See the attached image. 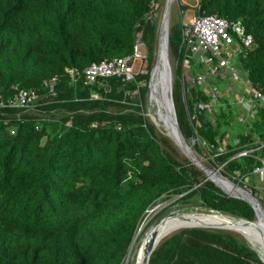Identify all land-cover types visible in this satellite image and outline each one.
<instances>
[{
  "label": "trees",
  "instance_id": "1",
  "mask_svg": "<svg viewBox=\"0 0 264 264\" xmlns=\"http://www.w3.org/2000/svg\"><path fill=\"white\" fill-rule=\"evenodd\" d=\"M152 1L0 0V96L7 98L15 86L42 94L41 114L23 112L19 120L18 110L0 109V264H125L147 211L174 196L183 204L256 219L248 202L204 181L203 170L181 159L148 115L158 44V24L146 19ZM199 12L244 21L255 40L240 66L264 94V0H201ZM139 31L147 49L145 72L130 81L112 76L93 84L82 74L72 84L67 67L83 71L130 55ZM182 39V28L171 27L175 59L181 58ZM196 70L204 72L200 65ZM55 76L57 94L46 97L44 84ZM216 78L209 75L208 87L186 81L194 126L188 113L184 118L178 111L176 92L182 95V89L174 80L181 130L189 143L197 136V153L241 186L252 185L256 195L250 177L262 165L264 104L254 117L241 119L243 110L234 109L241 105L230 96L212 103ZM200 102L208 107L200 111ZM149 264L264 262L233 231L191 227L162 241Z\"/></svg>",
  "mask_w": 264,
  "mask_h": 264
},
{
  "label": "built area",
  "instance_id": "2",
  "mask_svg": "<svg viewBox=\"0 0 264 264\" xmlns=\"http://www.w3.org/2000/svg\"><path fill=\"white\" fill-rule=\"evenodd\" d=\"M197 1L196 14L182 25L181 58L177 59L175 67L177 70L181 62L179 82L189 120L194 126L193 117L187 106L186 81L192 80L195 83L208 87L207 76L214 75L221 80V75L225 70L229 71L228 76L236 81L238 87L240 81L245 87L244 93L236 99L233 98L236 101H232L240 104L242 107L243 114H241L240 118L243 119L244 114L254 117L258 105L264 104V94L253 89L247 73L241 77L240 70L243 72L244 70L240 66V58L248 53L254 44L255 38L253 34L247 31L246 25L241 18L227 19L219 14H201L199 12L201 0ZM159 7V3L153 0L151 10L146 15V19L157 20ZM179 7L180 11L184 13L181 5ZM144 46L142 33L139 31L136 34L132 54L94 62L83 71L76 67H67L66 71L69 73L73 85L77 83L78 77L82 74L86 76V81L89 84L96 83L101 78L106 79L112 76L122 77L126 81L134 80L135 75L138 74L134 71L135 62L138 60L142 63L148 62L147 55L142 50ZM234 60L238 61V63L233 62ZM199 65L204 69V72L196 70ZM57 82V76L45 82L44 86L47 88L46 97L57 94ZM209 94L211 95L212 103L217 104L220 93L216 86L209 89ZM95 97H98V95H95ZM41 99L42 94L37 89L15 86L10 96L7 98L0 96V109L18 110L16 116L20 120L23 112H31L38 109V105L42 104ZM207 107L208 105L204 102L198 104L200 111L205 110ZM68 124L70 125V122ZM259 148L263 150V154L259 157L262 165L256 167L254 172L264 174V142L261 143ZM248 153L249 151L246 150L239 153V155H247Z\"/></svg>",
  "mask_w": 264,
  "mask_h": 264
},
{
  "label": "rangeland",
  "instance_id": "3",
  "mask_svg": "<svg viewBox=\"0 0 264 264\" xmlns=\"http://www.w3.org/2000/svg\"><path fill=\"white\" fill-rule=\"evenodd\" d=\"M165 2H166V0H160L161 4H160L159 10H158V18L156 20V22L158 24V38H159L160 23H161V19H162L164 7H165ZM197 4H198L197 0H180V1L174 0L173 3H172L171 14H170V28L173 27L174 29L179 31L182 28L183 23L185 21L186 22L189 21L196 14V12H197V9H196ZM179 5H184V10H183L184 13L182 11H180ZM157 47H158V44H157ZM142 50L147 55V49L145 48V46L142 47ZM173 57L170 56L172 69H173V84H174V80H178L179 79V74H181V69H180V71H179V68L177 70L175 69L177 59H175ZM147 60H148V57H147ZM155 62H156V60H155ZM233 62H235L236 64L238 63V61H235V60ZM146 66H147V62H143L142 63L141 61L138 60V61L135 62L134 71L137 72V73L146 71ZM240 73H241V77L245 76V73L242 70H240ZM228 74H229V71L225 70L223 72V74L221 75V80H220V78L219 79L216 78L217 83H215V86H216L217 90L221 91V92H219L220 93V97L223 96V95H227L228 97L230 96V98H235L236 99L239 95H242L244 93L245 87L241 83V81H240V84H239V87H238L236 85V81L233 80L230 76H228ZM207 79H209V75L207 76ZM210 79H211V77H210ZM180 86H179V88H180ZM224 97L221 99L222 101H224ZM176 101H177L178 111H179L180 115L182 117H184V118H187V116H186L187 111H186V108H185L184 101H182V95H181V90L180 89H178L177 92H176ZM147 106H148V115L150 116V119H151L152 123L155 125L157 132L159 134H161V135L168 136L166 130L163 129V128L160 129V127L156 124V122L153 121V119L151 118V112H155L157 110V106L155 105L154 102L151 101L150 95H149V97L147 99ZM235 106L236 107H234V109L236 108L237 111L242 109V107L237 105V104H235ZM31 112L34 113V114H36V113L41 114L39 109L32 110ZM57 114H61V113L59 111H57L56 115ZM229 137H230V135H228V139H229ZM177 148H178V150H179V152L181 154V159H183L182 156L183 157H187L179 149V147H177ZM195 155L206 166L210 167L213 170H217L218 169V173L222 174V166H218V165L217 166L216 165L213 166V165H211L210 162L208 161V158H205L203 155L197 153L196 151H195ZM250 178H251V180L254 183L257 184V186H256V191H257L256 196L258 197V199L261 201L262 205L264 206V174L254 173ZM236 179H238V178H236ZM251 180H249L248 182L251 183ZM244 187L252 192V189H251L252 185L249 184L248 187H247V185H245ZM177 198H178V196H174V197L169 198L167 200H162L159 204H157L152 209L147 211L146 215L144 216V220L141 223L140 230L138 231V233L135 236L136 239H134V241H133V243L131 245V249H132V250L130 249L131 253L129 252L130 254L127 255V257L125 259V264H129L130 262L132 263L133 261L135 262V258H136V254H137V251L139 249V246L141 245L142 242H143L142 245L145 244L144 237H145L146 233L148 232V230L151 227L152 228L150 230L155 229L158 232V236L159 237L163 233H165V232H167L169 230H173L172 232L176 233V232L180 231L181 228L184 229V228H187L189 226H194V225L221 226V227L232 228L233 230L238 231V228L235 225V223L233 222V224H232L231 222L228 221V220H231V219H229L227 217L226 218L228 220H224V219L217 220V219H214V215H218L216 213H214L211 217H206V216L196 215V214L177 215L175 217H172L171 219H168L167 221H164V219L167 217V215H170V214L175 213V212H179V213L188 212V211L189 212H196L197 211V212H206V213L211 212V210H206L205 208L197 206V205H194V204L190 205V204H183V203H180V202H176ZM166 210H168V211L165 212ZM161 215H162V218H164L165 216L166 217L161 222H158L160 217H161ZM243 224H244L245 229L247 230L248 234L250 235V237L255 242L256 241L259 242L258 238L260 239V235H259V232H258L259 229H258L257 224L256 223H248V222H245V221H243ZM155 226H156V228H155ZM189 228H191V227H189ZM233 230H230V231H233ZM236 231H233V232L237 233L241 237H244L242 234H240V233H238ZM174 233H172V234H174ZM171 235H169V236H171ZM169 236L165 237L162 241H164ZM258 245H260V244H258ZM142 257H145V253L144 252H142Z\"/></svg>",
  "mask_w": 264,
  "mask_h": 264
},
{
  "label": "water",
  "instance_id": "4",
  "mask_svg": "<svg viewBox=\"0 0 264 264\" xmlns=\"http://www.w3.org/2000/svg\"><path fill=\"white\" fill-rule=\"evenodd\" d=\"M174 0H166L165 2V7L160 23V30H159V38H158V47H157V53H156V62L154 66L151 69L150 73V80H149V89H150V99L152 100V97H156V102L155 105L157 106V110L155 113H160L162 112V115L164 117L165 125H166V132L167 135L174 141L177 147L179 149H183L185 155L190 159V161L197 165L201 170L204 171L206 174V178L204 181L211 179L214 181L219 187H221L229 196H233L236 198H240L248 202L254 209L256 219L264 218V206L261 204L260 200L256 195H254L251 191L246 189L244 186H241L239 182H235L229 177L218 173L217 170H213L210 167L206 166L196 155L195 151L193 149V144L196 143L197 141V136L193 135L192 136V141L189 143L179 124L178 120V115H177V110H176V105L174 101V96H173V69H172V64H171V59H170V50H169V38H170V14H171V7L172 3ZM161 58L163 60V67L165 69V75H166V81H167V87L165 90H159L157 86V75L161 69ZM160 77L162 78V71L160 72ZM154 121V120H153ZM239 155V154H238ZM224 178L226 181H228L230 184L236 187V189L239 191L237 194H230L221 184H219L217 178ZM184 213H191V212H183ZM196 215H211V213H219V214H225L217 210H211V212H194ZM172 214H180L179 212H175ZM234 218L242 219L245 222L252 223L253 220L245 219L242 217H237L233 216L230 214H226ZM168 216V215H167ZM166 217V216H165ZM164 217V218H165ZM164 218L159 220L158 222H161ZM264 220V219H263ZM157 222V223H158ZM156 223V224H157ZM195 227H210V228H221V229H227L230 230L229 228H224V227H217V226H195ZM152 228V227H151ZM150 228V229H151ZM156 228V226H155ZM148 230L146 233L144 239H145V244L139 246V249L136 254L135 262L134 264H149L151 254L154 252V250L157 248L159 245V236L158 232L153 229V230ZM234 231V230H233ZM246 238V237H245ZM135 239V238H134ZM247 239V238H246ZM248 240V239H247ZM134 241V240H133ZM249 242V241H248ZM251 245V244H250ZM253 249L255 247L251 245ZM131 249V247H130ZM129 249V252H130ZM256 250V249H255ZM257 251V250H256ZM142 252L145 253V257H142ZM258 252V251H257ZM129 254V253H128ZM259 254V252H258ZM260 255V254H259ZM261 260L264 262V259L260 255Z\"/></svg>",
  "mask_w": 264,
  "mask_h": 264
},
{
  "label": "bare ground",
  "instance_id": "5",
  "mask_svg": "<svg viewBox=\"0 0 264 264\" xmlns=\"http://www.w3.org/2000/svg\"><path fill=\"white\" fill-rule=\"evenodd\" d=\"M174 7V6H173ZM163 60H162V58H161V69H160V71H159V73H158V75H157V86H158V88H159V90H165L166 89V87H167V81H166V75H165V69H164V67H163ZM162 71V75H163V77L161 78L160 77V72ZM156 100V97H154V95H153V97H152V102H156L155 101ZM151 112V111H150ZM151 118L156 122V124L160 127V129L161 128H163V129H165L166 130V125H165V121H164V117H163V115H162V112H160V113H155V112H151ZM162 131V130H161ZM167 131V130H166ZM181 150V149H180ZM183 153H184V151H183V149L181 150ZM185 154V153H184ZM218 179V182H219V184H221L230 194H237V193H239V191L236 189V187L235 186H233L232 184H230L228 181H226L224 178H217ZM261 202V201H260ZM262 204V203H261ZM185 214H196V213H194V212H191V213H180V214H170V215H168L165 219H164V221H167L168 219H171L172 217H175V216H177V215H185ZM214 213H211V215H204V214H201L202 216H212ZM216 214H218V215H221V216H224V217H227V218H229V219H231L234 223H235V225L237 226V228H238V231H236V230H234V231H236V232H238V233H240V234H242L244 237H246L247 239H248V241H249V243L251 244V245H253L254 247H255V249L259 252V254L262 256V258L264 259V218H260V219H255V220H253V222L252 223H256L257 224V226H258V229H259V235H260V239L258 238V240H259V242L258 241H256L258 244H260V245H258L251 237H250V235L248 234V232H247V230L245 229V226H244V224H243V221L241 220V219H238V218H234V217H231V216H229V215H226V214H219V213H216ZM163 221V222H164ZM195 226H208V225H194V226H189V227H195ZM189 227H187V228H189ZM217 227H221V226H217ZM224 228H228V227H224ZM181 229H183V228H181ZM230 230H233L232 228H229ZM180 230V229H179ZM173 230H169V231H167V232H165V233H163L160 237H159V239H158V241H159V243L165 238V237H167V236H169V235H171L172 233H174V232H172ZM136 239V238H135ZM132 250V249H131Z\"/></svg>",
  "mask_w": 264,
  "mask_h": 264
}]
</instances>
